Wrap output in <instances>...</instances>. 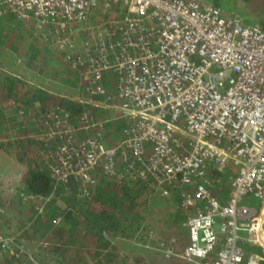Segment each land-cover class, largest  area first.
<instances>
[{
  "label": "built area",
  "instance_id": "2783aa9c",
  "mask_svg": "<svg viewBox=\"0 0 264 264\" xmlns=\"http://www.w3.org/2000/svg\"><path fill=\"white\" fill-rule=\"evenodd\" d=\"M7 13L81 70L78 111L42 112L54 185L89 197L101 174L174 193L187 243L165 255L264 264V29L206 0H0ZM53 193L21 195L41 212Z\"/></svg>",
  "mask_w": 264,
  "mask_h": 264
},
{
  "label": "trees",
  "instance_id": "16d2710c",
  "mask_svg": "<svg viewBox=\"0 0 264 264\" xmlns=\"http://www.w3.org/2000/svg\"><path fill=\"white\" fill-rule=\"evenodd\" d=\"M207 1L218 6L223 2L222 0ZM249 1L243 0L241 7L246 6L248 8ZM237 9L242 15L240 17L243 22L255 23L264 29V18L255 19L256 17L253 13H250V9ZM0 34H2L3 39L7 36V33L1 32V26ZM2 38H0L1 51L5 48H3ZM29 42L31 48L33 47L31 53L36 58L39 57L37 55H44L45 59L48 60L47 53H51V50H57L59 53H56L55 56L57 55L56 58L63 63L62 71H66L68 64H71L70 61L64 59L63 52L49 42L43 45L37 40ZM45 44L53 46V48H48ZM65 76L71 82L74 79L72 74L68 73ZM39 78L41 84L46 79L44 76H39ZM33 85L35 84L0 70V156L6 154L11 157L10 162L15 165L19 173V180L23 183V187H20L21 190L47 196L54 189L53 196L46 203L43 218L45 217L44 222H47L45 230L56 241V246H53L52 252L57 253L58 261L60 258V262L65 264H87L92 260L94 264H104L110 261L113 264H127L130 257L135 259L141 255V249H151L153 246L159 249L152 244L151 246L143 244L135 249L134 243L131 242L128 243L132 249L129 254L121 255L118 253L117 237L123 236L130 239L139 232L143 238H148L150 242L154 240L156 243L158 242V245L163 246V240L157 241L159 237L158 231H156L159 223L158 218L161 216L159 213L163 211V206L157 205L152 200L151 194L154 190L146 184L140 181L130 182L99 174L94 184L89 187V197L79 195L78 189H76L77 184L54 185L46 161L40 154L42 141L34 136L40 130L35 131L34 127H31V124L25 121L24 116L35 110L40 112L42 116L44 110L55 107H65L69 110L78 111L80 103L78 100L71 98L75 95L57 94ZM22 91L23 97L20 95ZM6 98L14 100L12 102H15V104H18L17 101L20 102L21 99L27 98L28 103L34 107H31L32 110L29 109L28 112L22 111L14 105L13 108L8 109L5 105L2 106L3 103H1ZM36 100L39 101L37 107ZM39 126L43 131L42 121H40ZM211 174L214 176L215 172H211ZM25 201L27 200L22 199V206L28 202ZM49 204H52V206ZM155 207L158 214H154ZM21 212L24 215V212ZM41 212H38L35 217L31 213L33 219L31 228L36 233H40L41 230V228L35 227L39 222L38 218H40ZM54 213L59 214L60 219L56 223L52 222V224L49 219ZM181 217H184V215ZM1 227L2 225H0ZM186 230V227L183 226L181 231H178L177 237L172 236L169 238L172 246L178 248L185 246L187 242ZM49 234L47 235L48 239ZM23 253L20 252L21 255Z\"/></svg>",
  "mask_w": 264,
  "mask_h": 264
},
{
  "label": "rangeland",
  "instance_id": "374dc122",
  "mask_svg": "<svg viewBox=\"0 0 264 264\" xmlns=\"http://www.w3.org/2000/svg\"><path fill=\"white\" fill-rule=\"evenodd\" d=\"M222 1L223 2L220 5V7L225 9L226 11H229V12L233 11V12L239 13V10L237 8H240L242 10L250 9V13H253V15L256 17V18L254 17L255 19L264 18V0H254V1L250 0L248 2V8L246 6H244V8L241 7L243 0H222ZM239 15L242 16L240 13ZM10 16L11 17L8 18L6 14L0 15L1 32L7 33L6 34L7 36L4 39L2 38V34H0V38H2L3 40V45H4L3 48L5 47L4 48L5 51L0 50V69L3 70V72H7L6 70L14 71V70L19 69L21 66L23 67V69H28L30 64L32 63L33 64L32 67H34L35 69L36 68L43 69V74L46 79L42 81V84L46 88H48V90H51L57 94L59 93L69 94V95L84 94L83 89H82L83 80L81 78L82 76H81L80 67L74 66L72 64H68L66 71H62L61 67L63 63H61L59 59L56 58L57 55L55 56L56 53H59L57 50H51L53 53L52 52L49 54L47 53L48 60L46 63L43 62V60H45L44 55L43 56L37 55L39 57L36 58V56H34V54L31 53V50L33 49V47L31 48L29 41L37 40V41H40V43L43 45L44 38L42 37L44 36V33L43 32L36 33L35 27L34 29H31L29 28V26L25 24H23L22 26L21 22L17 20V17L13 15H10ZM92 22H93V16L90 18L89 23H92ZM84 31L86 30H82L80 32H84ZM79 37L83 38L81 37V34ZM48 48L52 49L53 46H48ZM57 67L59 68L57 69ZM68 73L72 74L74 77L72 82L70 79H68L65 76V74H68ZM110 78H113V76L108 74L106 76L107 81ZM32 79H31L32 81H39L40 78L37 77V78H32ZM3 105L4 104H2V106ZM122 123L123 122H120V121L107 122L108 128L106 132L109 133L110 129L113 130V129L118 128L119 126L122 125ZM6 156L11 158L10 156L6 154L5 156L4 155L0 156V182L2 181V183L5 184L8 181V179L9 181H11L10 178L12 179L14 178L13 179L14 184H21L19 183V177H18L19 173L17 172L15 165L12 162L8 163ZM225 186H226L225 184H220V183L216 184V188L219 190L218 192L222 191V194L223 193L225 194L227 192V188H225ZM10 192L11 191H8V193ZM14 193L16 192H11L10 194L13 195ZM12 197L15 198L14 195ZM151 197L153 198L151 199L154 200L157 203V205L159 204L163 206V211L162 213H160L161 216L160 218H158L159 223L157 224L158 229H156V231H158V234L160 232L161 239L165 242V244H167L170 237L178 236L179 234L178 231H181V228L183 227V220L185 217L178 216V214H181L182 212H180L181 210L178 208L177 197L174 193H172L167 198H160L158 194L154 191L151 194ZM253 201L255 204H257L255 199H253ZM10 205H11V210L12 209L15 210L17 215L21 211H25L24 215L23 214L21 215V218L22 216L23 218L26 217L28 214H29V218L31 217L32 211L26 208L25 206H22L19 203H17V205L13 203ZM49 205L52 206V204H49ZM173 215L174 217L172 218ZM44 218H43V215H40L39 220L41 224L40 227L42 228V230H44L45 227L47 226V222H44L45 221ZM53 218L54 217L51 216L49 219V222L54 223ZM15 221L16 220H14V222ZM2 224L5 226L7 225L6 222H2ZM139 239L142 240L143 244L151 246L150 244L151 242L148 238H143L141 235ZM254 246H257L258 248L257 252L260 253V247L257 242L254 244ZM158 247L163 251V247L161 246H158ZM182 248L174 247L175 251H181ZM174 256L178 258L176 254H174Z\"/></svg>",
  "mask_w": 264,
  "mask_h": 264
},
{
  "label": "crops",
  "instance_id": "0c3cea01",
  "mask_svg": "<svg viewBox=\"0 0 264 264\" xmlns=\"http://www.w3.org/2000/svg\"><path fill=\"white\" fill-rule=\"evenodd\" d=\"M6 15L8 16V18H10L11 17L10 15H13V14L7 13ZM17 20L21 22L22 26L23 24H25L19 18H17ZM27 26H29V28L31 29H34L33 24L31 26L30 25H27ZM43 62L46 63L47 60L45 59L43 60ZM32 66L33 64L31 63L28 69H23V67L21 66L17 70H14V71L6 70V71L12 74L13 76H18L24 79L26 82L35 84L33 85L35 87H39L47 91L48 88H46L43 84H41V81H32L33 80L32 78L44 76L43 69H38V68L35 69ZM1 71L3 72V70ZM48 91H51V90H48ZM20 95L21 97H23V91L22 93H20ZM12 101L14 100H9L8 98H6L4 101H1V103H3L9 109L13 108V105H14L16 106V108L22 109V111L25 110V112H28L29 109L32 110L31 107H34L28 103L29 101L27 100V98L21 99L20 102L17 101L19 105L15 104V102H12ZM38 105H39V101L36 100V107ZM33 112L32 111L31 113L29 112L28 115L24 116V119L26 122H29V124H31V127H34L33 129H35V131L40 130L38 134H34L35 137L40 138L39 136L41 135L42 130L39 125H40V121H42V116L40 112H37V110ZM6 158L9 163L10 158L7 156ZM10 179L11 181H9L8 179V181L5 184L2 183V181L0 182V225H2V227L0 228V235L6 237V239L9 242L8 246L5 249V252L3 254L0 253V264H19L21 262L25 264H65L64 262H60V258L58 261L57 253L52 252L53 246H56V241L52 236H50L47 230L45 229L42 230V228L40 227L41 224H40L39 218H38L39 222L37 223L35 227H39L41 228V230H40V233H36V232H33L31 228V223L33 220L32 215L30 218H29V214L26 217L23 218L22 216L21 218V215L23 213L20 212L17 215L15 210L13 209H12L13 211L11 210L10 204L12 203L15 205H17V203L23 205L22 203L23 198H22L21 193H30V192H26L25 190L20 189V187H23V183L20 180H19V183L21 184H14V181H13L14 178L13 179L10 178ZM8 191L16 192L13 194L15 198H13L12 197L13 195L10 194L11 192L8 193ZM46 203L47 202H44L43 211L41 212L40 215L44 214V211L46 210L45 209ZM24 206L32 211L31 213L34 214V217L38 214V212H40L37 209L36 203L27 202L26 205ZM154 209H155L154 214H158L156 207ZM180 210H181L180 212L182 213L178 214V216L184 215L185 217L186 213L183 212L182 209ZM10 211H12L13 213ZM52 216L55 217V216H60V215L54 213L52 214ZM173 217L174 215L172 216V218ZM14 220L16 221L14 222ZM4 221L7 224L6 226L2 224V222ZM183 226L186 227L184 224ZM48 234H49V239L47 238ZM140 236H141V233L139 232L137 235H134L130 239H127V237H123V236L117 237L118 238L117 247L119 250L118 253H120L121 255L129 254L132 249L130 248V245L128 243H131V242L134 243L135 249L141 247L143 243H142V240L139 239ZM158 237H159L158 239L156 238L157 241H161L162 239H161L160 234H158ZM150 244L156 245L157 247L160 246L158 245V242L156 243V241L154 240H152ZM170 245L172 246V242L169 240L167 244H165L164 242L163 246H170ZM19 246L23 247V249L21 250L22 252H24L23 255L20 254L21 251L19 250ZM145 246H149V245H145ZM172 247L174 248V246ZM246 248H247L248 254H250V250H253L255 252L258 251L257 246H254V244L250 245V243H247ZM177 257L178 258H176L174 254L165 255L164 252H162L160 249H157L155 248V246H153L151 249H146V250L141 249V255L137 256L135 259L134 257H130L127 264H189L184 259L180 258L179 256ZM87 264H94V261L93 260L89 261ZM104 264H113V262L110 261ZM241 264H245V260Z\"/></svg>",
  "mask_w": 264,
  "mask_h": 264
},
{
  "label": "bare ground",
  "instance_id": "6f19581e",
  "mask_svg": "<svg viewBox=\"0 0 264 264\" xmlns=\"http://www.w3.org/2000/svg\"><path fill=\"white\" fill-rule=\"evenodd\" d=\"M259 239H260V241H262L264 243V237L262 235L259 236Z\"/></svg>",
  "mask_w": 264,
  "mask_h": 264
}]
</instances>
